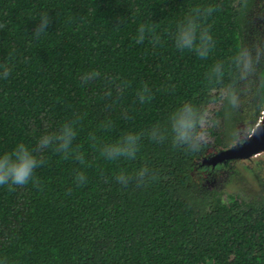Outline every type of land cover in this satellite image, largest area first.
Returning a JSON list of instances; mask_svg holds the SVG:
<instances>
[{"label": "trees", "instance_id": "16d2710c", "mask_svg": "<svg viewBox=\"0 0 264 264\" xmlns=\"http://www.w3.org/2000/svg\"><path fill=\"white\" fill-rule=\"evenodd\" d=\"M260 1L0 0V153L24 143L43 160L28 184L0 185L4 264H264V194L224 200L236 165H203L262 120ZM209 5L210 56L177 50V25ZM42 14L50 23L37 37ZM240 50L248 57L243 73L231 64ZM217 63L225 75L209 81ZM183 104L204 114L195 152L174 143L169 128ZM210 114L222 130L209 129L212 141L203 137ZM65 124L76 131L68 155L38 146ZM154 128L162 138H152ZM128 133L141 136L135 158L102 155ZM141 168L154 178L117 181ZM253 170L264 188L263 156Z\"/></svg>", "mask_w": 264, "mask_h": 264}, {"label": "clouds", "instance_id": "9594fccd", "mask_svg": "<svg viewBox=\"0 0 264 264\" xmlns=\"http://www.w3.org/2000/svg\"><path fill=\"white\" fill-rule=\"evenodd\" d=\"M212 5L204 7H194L185 19L176 27L174 34L175 47L179 51H194L197 56L206 59L212 53L215 47L214 36L211 32V26H206V21L215 12ZM50 23L48 14H42L35 29L37 37L47 31ZM144 39V29L139 30V40ZM231 64L240 73H243L248 67L247 53L243 50L237 52L231 60ZM226 66L223 63H217L211 67L208 72L209 81H220L223 79ZM9 69L4 68L2 76L6 78L9 75ZM98 73L92 72L84 77V81L97 76ZM150 92L145 88L138 93L140 102L143 103ZM229 102L235 103L234 96H229ZM169 128L173 134L174 143L178 146L186 147L190 151H198L200 148V137L197 133V127L203 123L204 114L200 109L191 105L183 104L170 114ZM152 138H162V132L159 128L152 130ZM76 136V131L70 124H65L59 134L51 133L42 135L38 140V146L47 149L53 144L56 145V151L69 154L70 145ZM140 134L128 133L122 140L112 145H106L102 149V155L109 160L120 159L122 157L133 159L139 150ZM81 159L82 157H77ZM43 164L42 159H38L33 150L24 143H19L9 153H0V185H26L33 178L37 168ZM154 177L149 174V169L141 168L135 176L125 172L119 173L117 181L121 184H128L130 180L135 179L138 184H143ZM76 179L84 182L86 177L83 173L77 175ZM0 264L4 261L0 260Z\"/></svg>", "mask_w": 264, "mask_h": 264}, {"label": "rangeland", "instance_id": "374dc122", "mask_svg": "<svg viewBox=\"0 0 264 264\" xmlns=\"http://www.w3.org/2000/svg\"><path fill=\"white\" fill-rule=\"evenodd\" d=\"M259 18L260 21L264 22V13L259 12ZM209 118L210 119H208L203 126L205 130L203 137L207 138L208 141H212L214 140V138H212L209 129L216 127L215 132L220 133L221 127L219 125H216L214 123V120L211 119L213 118V114H210ZM261 158L262 155H259L257 157H254L253 159H250V161H253V162H249L250 164L245 163L244 161L232 162L233 164L236 165V168L239 171V175L238 177L232 179V181L225 186L226 193L224 200L227 199V196L229 194H239L248 199L251 197H258L264 194L263 178H262L263 176L261 175V172H257L256 170H253V163L259 162ZM247 165L249 166L248 167L249 169L247 168Z\"/></svg>", "mask_w": 264, "mask_h": 264}, {"label": "water", "instance_id": "95a60500", "mask_svg": "<svg viewBox=\"0 0 264 264\" xmlns=\"http://www.w3.org/2000/svg\"><path fill=\"white\" fill-rule=\"evenodd\" d=\"M259 155L264 156V114L258 126L241 142L237 141L229 148L222 149L204 158L203 165L216 167L231 162L247 161Z\"/></svg>", "mask_w": 264, "mask_h": 264}, {"label": "flooded vegetation", "instance_id": "af4514ba", "mask_svg": "<svg viewBox=\"0 0 264 264\" xmlns=\"http://www.w3.org/2000/svg\"><path fill=\"white\" fill-rule=\"evenodd\" d=\"M260 4H261V12L262 13H264V0H261L260 1ZM261 22V25L259 26L260 28H263L264 27V22L263 21H260ZM263 22V23H262ZM251 159H253V158H251ZM248 161V160H247ZM247 161H244L245 163L247 162Z\"/></svg>", "mask_w": 264, "mask_h": 264}]
</instances>
